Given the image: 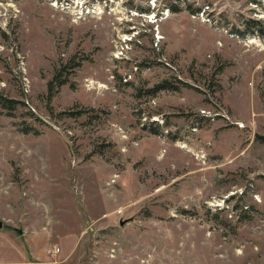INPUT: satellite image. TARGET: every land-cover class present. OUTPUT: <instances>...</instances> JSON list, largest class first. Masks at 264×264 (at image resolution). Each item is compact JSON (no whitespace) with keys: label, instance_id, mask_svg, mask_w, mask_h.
Instances as JSON below:
<instances>
[{"label":"rangeland","instance_id":"1","mask_svg":"<svg viewBox=\"0 0 264 264\" xmlns=\"http://www.w3.org/2000/svg\"><path fill=\"white\" fill-rule=\"evenodd\" d=\"M0 96V264H264V0H0Z\"/></svg>","mask_w":264,"mask_h":264},{"label":"trees","instance_id":"2","mask_svg":"<svg viewBox=\"0 0 264 264\" xmlns=\"http://www.w3.org/2000/svg\"><path fill=\"white\" fill-rule=\"evenodd\" d=\"M76 58L69 59L68 62L64 63V66H61L58 68L57 73L55 74L54 78L49 82L50 89H55V86L58 84H63L66 82V78L64 77V71L65 69L70 70L80 65V62H78ZM168 84L166 82H162L160 84H157V88H167ZM0 103L4 105L8 109H13L15 107L16 100L11 98H6L0 96Z\"/></svg>","mask_w":264,"mask_h":264},{"label":"built area","instance_id":"3","mask_svg":"<svg viewBox=\"0 0 264 264\" xmlns=\"http://www.w3.org/2000/svg\"><path fill=\"white\" fill-rule=\"evenodd\" d=\"M202 13L204 15V12ZM60 251H61V248L57 244H54L52 247L47 248L46 250L47 254L50 256H56L57 254H59Z\"/></svg>","mask_w":264,"mask_h":264},{"label":"water","instance_id":"4","mask_svg":"<svg viewBox=\"0 0 264 264\" xmlns=\"http://www.w3.org/2000/svg\"><path fill=\"white\" fill-rule=\"evenodd\" d=\"M256 137H257L258 139H261V140L264 141V134H262V133H256ZM126 222H127V220H121V224H122V225H124ZM1 226H3V221H2V220H0V227H1ZM18 230H19V232H22L20 229H18Z\"/></svg>","mask_w":264,"mask_h":264}]
</instances>
